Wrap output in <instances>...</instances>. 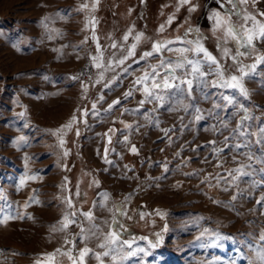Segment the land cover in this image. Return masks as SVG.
<instances>
[{
    "label": "rangeland",
    "instance_id": "rangeland-1",
    "mask_svg": "<svg viewBox=\"0 0 264 264\" xmlns=\"http://www.w3.org/2000/svg\"><path fill=\"white\" fill-rule=\"evenodd\" d=\"M255 1L262 0L237 2L233 8L227 0H190L186 4L180 0H0V264H73L74 260L79 264L72 241L78 209L88 211L96 189L103 187L97 181V171L80 154L87 119L82 110L87 109L89 115L93 103L96 109H108L112 101L106 104L99 99L107 93L104 84L121 77L124 69L138 62L145 51H151L156 41L173 42L169 47L174 51H167L170 55L165 59L175 62L180 58L175 50L189 47L182 41L199 38L226 75L239 76L238 66L231 59L236 55V44L230 39L223 43L224 29L214 31L213 14L218 12L222 20L230 19L235 25L245 24L243 16L255 17L264 24V3ZM193 5L195 10L189 11ZM169 17H173L170 24ZM259 24L255 25L257 34L250 54L239 57L243 65L257 60L253 51L264 43ZM161 25L163 31L159 30ZM253 26L249 20L247 27ZM130 29L125 42L123 37ZM188 29H199V37L196 33L186 35ZM137 33L143 36L135 56L124 65L109 67L110 60L126 55ZM114 42L117 48L112 47ZM225 48L230 49L227 56ZM101 54L102 59L96 62L103 67H94L85 92L81 82L72 78L76 77L75 68L86 56L94 64L93 58ZM187 55L193 58V53ZM202 70L209 72V66L203 65ZM208 76L212 81L217 79L215 74ZM138 87L129 83L116 99L122 102L125 92H138ZM74 114L77 122L70 129L63 128ZM213 167L204 173H221L222 166ZM240 167L248 175L235 172L227 179L206 181L204 175L203 182L194 181L193 187L184 191L187 198L193 190L196 206L220 209L214 220L224 228L214 229L213 238L222 242V259L215 264H262L264 257V152L249 148L246 164ZM220 176L226 175L214 177ZM123 200L119 195L115 198L116 216L122 226L124 218L117 209L122 211ZM140 208L131 224L142 232L156 221L141 218ZM66 216L75 223L64 231H54ZM217 246L215 257L219 255Z\"/></svg>",
    "mask_w": 264,
    "mask_h": 264
},
{
    "label": "crops",
    "instance_id": "crops-1",
    "mask_svg": "<svg viewBox=\"0 0 264 264\" xmlns=\"http://www.w3.org/2000/svg\"><path fill=\"white\" fill-rule=\"evenodd\" d=\"M256 2L264 3V0ZM167 54L170 55L164 51L163 58ZM253 54L264 57V43ZM159 59L154 55L136 62L121 77L115 78L101 102L107 104L116 99L129 83H135L141 73L151 69L150 65H157ZM253 64L255 68H250L242 81L247 96L201 85L194 86L190 97L165 93L161 106L155 100H147L141 92L143 86L137 85L138 92H132L113 109L90 111L84 120L80 154L84 162L97 171V181L103 187L96 189L88 211L78 209L76 233L72 236L75 252L79 257L80 249L88 247L92 250L84 257V264H101L94 253L106 250L98 245L105 234L114 230L118 195L124 198L123 223H131L137 207H143L140 208L143 219L156 222L154 226L148 224L142 232L138 230L141 233L138 239H125L120 235V241L114 245L116 261L111 256H102L103 264H215L221 261L222 242H215L213 238L214 229L224 228L218 219L214 220L220 209L209 205L198 207L194 203L193 190L187 198L184 191L193 187L194 181L203 182L204 175L205 181L220 180L235 174L237 169L244 172V167L240 166L246 164L249 148L264 152V136L260 132L264 129V61L257 63L255 60ZM177 75H181L180 69ZM207 80L212 81L210 76ZM222 94L234 97L235 103L227 104L221 98ZM135 100V105L124 106ZM141 101H144L142 106ZM240 105L251 117L243 125V130L251 133L247 138L233 132L244 115L239 110ZM194 108L201 110L204 119L194 120ZM225 137L229 139L225 141ZM237 144L245 146L237 148ZM133 146L136 152L132 151ZM218 165L222 166L221 173H204ZM222 174L226 176L214 177ZM183 198L186 204H183ZM88 212L92 215L91 220L82 215ZM123 241L129 244H123ZM214 245H218L216 257ZM129 251L137 254L128 257ZM224 256L228 257V254Z\"/></svg>",
    "mask_w": 264,
    "mask_h": 264
},
{
    "label": "snow or ice",
    "instance_id": "snow-or-ice-1",
    "mask_svg": "<svg viewBox=\"0 0 264 264\" xmlns=\"http://www.w3.org/2000/svg\"><path fill=\"white\" fill-rule=\"evenodd\" d=\"M181 4H186L190 3V0H180ZM228 3L233 4V8L236 7V3H247V0H227ZM195 6L193 5L192 7L189 8V11H194ZM216 17L215 24H214V31L217 29H224V40L223 43L227 44L229 39L236 44V55L232 56L231 59L234 61V64L238 66V70L240 72V75H226L225 69L221 66L220 62L211 55V53L208 52L206 48L203 47L201 40L199 38L193 39V40H184L182 41L189 47H185L182 49H176L180 55V58L173 62L171 60L163 58V52L164 51H174L171 47H169L170 44H172V41H156L153 43V47L151 51H145L144 53L141 54L139 57L140 60H145L149 57L159 56V63L157 65H150L151 71H145L140 77H138L135 81L136 85H142V90L145 94V98L149 101L155 100L159 102V104L162 106L164 99H165V93L167 94H173V93H181L185 94L187 96H191L194 86H210L213 88H222V89H233L237 91L240 95L242 96H247L248 92L247 90L243 87L242 81L246 75H248L247 72L244 71L245 68H255V64L253 65H243L241 61L239 60L240 56L250 54L249 49L253 47V39L256 36V24H259L258 21L255 20V17L251 16H243L242 18L245 21V24L243 25H235L232 24L229 20H222L220 18V14L214 13L213 14ZM261 15H264L262 13ZM173 17H169L168 23L170 24L172 21ZM212 19V17H210ZM252 20L253 21V27L249 28L247 27L248 21ZM160 31L164 30V25L160 26ZM131 29L129 30V33H127L124 37L123 40L126 42L128 40V36L131 34ZM191 33H196L197 37H199V29H188L187 34ZM143 36V33H137V35L134 38V42L128 47L126 55H123L117 60H110L108 62L109 67L112 65H115L116 67H119L121 65H124L125 61H127L129 58H132L135 56V49L138 45V43L141 40V37ZM259 36L264 38V24H259ZM179 39V38H178ZM219 46V45H218ZM113 48H117V44L114 42L112 44ZM119 47L123 48V45H119ZM241 49H244L245 51H241ZM191 52L193 53V58H189L187 53ZM230 52V49L225 48L224 49V54L227 56L228 53ZM201 54H203L202 58ZM98 59H102V54L101 57H94L93 61L94 64L93 66L96 67L97 69H100L103 67L102 63L96 62ZM264 61V57H257V63ZM135 62V61H134ZM203 65H208L209 66V72H205L202 70ZM212 65H215V68H212ZM184 70L181 75H177V70ZM163 70V71H161ZM124 71H127V68L124 69ZM210 74H215L217 79L213 80L209 83L207 80L208 75ZM191 78H188V77ZM73 79H79V77H72ZM101 79H103V75L101 74ZM100 81H96V83H99ZM115 82V77L113 80L108 81L107 83L104 84L105 88H108L112 83ZM149 82H150V87H149ZM82 88L84 91H87V84L84 83V81H81ZM132 95V91L129 90L128 92L124 93V97L127 98ZM221 98L226 101L227 104L232 105L235 103L234 97L228 96V95H221ZM99 99H103V96H101ZM144 101H141L140 104L141 106L143 105ZM120 104V99H116L112 101L111 104L108 105V109L105 111H109L113 109L114 106ZM214 107H218V105H214ZM93 110H96V103H93L92 105ZM185 111L188 110V106H184ZM240 111L244 112V115L241 116V119L239 123L237 124L236 129L233 130L234 134H237L241 137L247 138V136L251 135V133L246 132L243 130V125L246 120L251 119L250 115L248 114V110L244 108L243 105H240L239 108ZM194 120L199 121L204 119V116L201 114V110L199 108H194ZM95 114V111H94ZM211 114V113H209ZM23 115V114H21ZM82 115L87 116L88 115V110L83 109L82 110ZM77 122V117L75 114L69 121L67 125L62 126L63 128H68L70 129L74 123ZM86 123V121H85ZM223 127H227L226 124H223ZM216 130V129H213ZM59 131V130H57ZM111 131V130H110ZM261 136H264V129L260 130ZM77 135H79V129H77ZM229 137H225V141H227ZM21 140H23V137H21ZM259 142V141H258ZM64 141L61 140L60 144L61 146L63 145ZM210 143H215V141H211ZM245 145L237 144L235 147L240 148L244 147ZM133 152H136L137 149L135 146L132 148ZM219 151V150H218ZM107 153V150H106ZM65 155L68 153L65 152ZM177 155H179L177 153ZM167 170V169H165ZM237 172H239L241 175H248L247 173L243 172L242 169H237ZM233 179H236L234 177ZM23 183V181H22ZM98 185V182H96ZM77 195H81V193L77 192ZM105 200H107V193L104 194ZM236 197H233L235 199ZM34 202L35 198H32ZM262 201H264V197L261 198ZM69 205L71 206V201L69 199L68 201ZM259 203V202H258ZM118 212H120L121 215L124 213L120 210L117 209ZM72 216H75V213L71 214ZM83 216L88 218L89 220L92 219V215L90 212L88 213H82ZM130 218V217H129ZM141 218H143V214H141ZM75 223L74 219H69L68 216L65 217V219L61 222L59 228H54V231H64L69 227L70 224ZM114 225L117 227L122 228L123 226L120 225L118 220L113 221ZM83 228L81 229V235H83ZM95 235V233H93ZM203 235V233L201 234ZM85 239L87 237H84ZM261 240H264V233L261 235ZM120 241V234L113 230L110 231L109 233L105 234L103 236V242L98 245L99 248L101 249H106L105 251L101 252H96L94 253L96 258L101 261V264H103V260H101V257H108L111 256L113 261H116L117 256L114 254L116 252V248L114 245H116ZM123 244H129L128 241H123ZM74 246V245H73ZM130 246V245H129ZM153 247H156L155 244L152 245ZM59 251V250H57ZM140 252H143L144 249H139ZM90 252H92L91 249L88 247H84L83 249L79 250V264H84V257L87 256ZM137 254L136 251H129L127 253L128 257L135 256ZM51 255V254H50ZM72 259V257H69ZM124 257H121L123 259ZM262 259V264H264V257ZM73 264H75V260L73 261Z\"/></svg>",
    "mask_w": 264,
    "mask_h": 264
},
{
    "label": "built area",
    "instance_id": "built-area-1",
    "mask_svg": "<svg viewBox=\"0 0 264 264\" xmlns=\"http://www.w3.org/2000/svg\"><path fill=\"white\" fill-rule=\"evenodd\" d=\"M94 66L89 56H86L81 60L75 68V76L79 77V81L84 83H90L94 76Z\"/></svg>",
    "mask_w": 264,
    "mask_h": 264
},
{
    "label": "trees",
    "instance_id": "trees-1",
    "mask_svg": "<svg viewBox=\"0 0 264 264\" xmlns=\"http://www.w3.org/2000/svg\"><path fill=\"white\" fill-rule=\"evenodd\" d=\"M115 220H118V215L115 216ZM118 221L122 225V222H120V220ZM113 228L125 239H138L141 237V233L138 232L131 223H124L122 228L115 226L113 223Z\"/></svg>",
    "mask_w": 264,
    "mask_h": 264
},
{
    "label": "water",
    "instance_id": "water-1",
    "mask_svg": "<svg viewBox=\"0 0 264 264\" xmlns=\"http://www.w3.org/2000/svg\"><path fill=\"white\" fill-rule=\"evenodd\" d=\"M107 142H108V143L110 142V139H109V138L107 139Z\"/></svg>",
    "mask_w": 264,
    "mask_h": 264
}]
</instances>
